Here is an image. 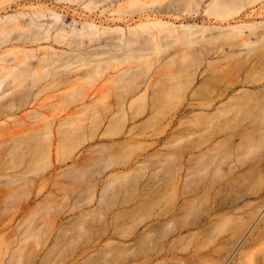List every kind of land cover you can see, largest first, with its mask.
<instances>
[{
	"label": "rangeland",
	"instance_id": "obj_1",
	"mask_svg": "<svg viewBox=\"0 0 264 264\" xmlns=\"http://www.w3.org/2000/svg\"><path fill=\"white\" fill-rule=\"evenodd\" d=\"M14 1L0 0V18L24 16L0 24V264H80L115 246L112 233L163 236L167 220L187 221L170 246L198 250L203 264H264V105L254 109L249 95L264 101V56L254 53L264 0H144L132 9L119 8L125 0ZM37 10L63 22L48 29L51 20H33ZM71 18L126 37L148 27L126 54L119 31L75 35L64 25ZM249 25L257 32L227 36ZM226 84L228 94L214 97ZM230 102L235 110L218 108ZM227 110L246 114L227 112L240 119L227 118L230 129L217 122L227 131L215 128L217 141L231 148L222 142V155L217 145L215 158L229 159L218 156L215 175L206 169L207 114ZM245 126L253 135L231 138Z\"/></svg>",
	"mask_w": 264,
	"mask_h": 264
},
{
	"label": "bare ground",
	"instance_id": "obj_2",
	"mask_svg": "<svg viewBox=\"0 0 264 264\" xmlns=\"http://www.w3.org/2000/svg\"><path fill=\"white\" fill-rule=\"evenodd\" d=\"M13 2H15L14 0H13ZM17 2V1H16ZM15 2V3H16ZM11 3V2H10ZM144 5H146V3L144 2V0H125V2L123 3V4H120L119 5V8H121V9H132V8H135V7H143ZM21 14H23V13H21ZM26 15V14H25ZM18 16H20V17H24V16H21L20 14L19 15H17V19H16V15H7V16H4V17H1L0 18V24H2V26L3 25H6V23L7 24H11V22L13 21V23H15V21L14 20H19L20 19V17H19V19H18ZM32 16H33V20L34 19H37L38 20V22H42V21H52L53 23L52 24H50V25H45L46 26V28H48V29H50V28H55V24H57V23H62L63 22V16L62 15H60V14H58V13H56V12H54V11H51V12H45V11H43V10H37V11H35L33 14H32ZM33 20H31V21H33ZM9 22V23H8ZM3 23H5V24H3ZM12 23V24H13ZM158 23H160V22H157L156 24H158ZM12 24H11V26H12ZM15 25V24H14ZM165 25H170L169 23H166ZM5 27V26H4ZM7 27V26H6ZM146 27H148V25L147 24H142V25H138L137 27H132V28H130L129 29V35L130 36H128V37H126V36H124V33L125 32H123V30L120 28V27H118V26H115V27H110V28H103V27H100V26H97L96 24H94V23H84V24H82V27L81 28H78V27H75V28H73V29H71V33H73V34H75V35H87V34H91V35H94V34H97V33H100V32H102V31H104V30H106V29H110V30H117V31H119L122 35V37L119 39V43H117V45H116V47L118 46V49H123V51H125L124 53H126V51L128 52V51H130L131 49H134L133 48V46L135 45V44H138L139 42H137V40L139 41V30H137V29H140V28H146ZM255 27H257V25H249V26H245V27H241V28H236V27H229L228 28V34H227V36H229V39H233V38H237L238 39V37L239 36H242L244 33H245V29H248V31L249 30H253V28L255 29ZM260 27V26H259ZM3 29V28H2ZM256 29H258V28H256ZM256 29H255V31H256ZM4 30H5V28H4ZM7 30V29H6ZM257 32V31H256ZM256 32H254V36L257 38V34H259V37L257 38V39H259L260 37L262 38H264V36H263V34H264V32H262V34L261 33H257L256 34ZM57 33H58V35H57ZM56 33V35H57V37H60V36H62V37H66L67 36V33H65V32H62V31H59V32H57ZM256 34V35H255ZM60 35V36H59ZM231 37V38H230ZM138 38V39H137ZM262 38V39H263ZM256 39V43L258 44V48L260 49L261 48V46L264 44H262L261 43V40L259 39V43H258V40ZM264 40V39H263ZM234 41V40H233ZM232 42V41H231ZM235 42V44H238L239 46H244V45H247L248 43L247 42H245L244 40H242V39H240L239 41H238V43L236 42V40L234 41ZM262 42H264V41H262ZM256 43H254V48H253V50L254 49H256L257 48V44ZM261 43V44H260ZM134 44V45H133ZM133 45V46H132ZM237 45V47H239ZM250 45V44H249ZM248 45V46H249ZM233 46H234V44H233ZM247 46V47H248ZM260 46V47H259ZM115 47V48H116ZM258 48H257V50H254V53H255V51H256V53L257 52H259V54H256V56H257V58L258 57H260V56H262V58H263V56H264V51L263 52H260V51H262V49H260V51H258ZM263 48V47H262ZM121 49H120V51H121ZM122 52V51H121ZM127 54V53H126ZM259 55V56H258ZM255 56V55H254ZM256 58V59H257ZM262 58H259V59H262ZM258 60V59H257ZM264 60V59H263ZM259 62V61H258ZM264 62V61H263ZM260 63H262L261 62V60H260V62H259V64ZM260 66H263V63L262 64H260ZM264 67V66H263ZM263 79L264 78H261V80L260 81H263ZM241 80V79H240ZM242 81H243V79H242ZM247 81V80H246ZM240 82V81H239ZM245 82V81H244ZM241 83H243V82H241ZM245 83H247V82H245ZM229 84H231L230 82H229ZM228 84H226V86H227ZM230 87H231V85H230ZM230 87L229 86H227L225 89H221V91L220 92H218L214 97H221V96H226L227 94H228V90H230ZM229 88V89H228ZM231 89H232V87H231ZM264 90V89H263ZM262 90V91H263ZM264 92V91H263ZM233 93V92H232ZM231 93V94H232ZM249 93V92H248ZM248 93H244L245 95H247L248 97H249V95L251 94L252 96H251V98H250V100H252V102L251 101H249L248 100V97H246L244 94V96L246 97V99H247V101H249V102H247L248 103V108L247 109H249L250 107H249V105L252 103V105L251 106H253V104H257V106L260 104V103H262L263 102V105H264V101L263 100H261L260 98V100H261V102H258L259 101V99H258V101L256 102V100H257V96H255V94H252V92H250L249 93V95H248ZM259 94V93H258ZM257 94V95H258ZM264 94V93H263ZM259 95H262V94H259ZM229 96V95H228ZM240 96V95H239ZM242 96V95H241ZM264 96V95H263ZM210 97H212L213 98V95L212 96H210ZM231 97V96H230ZM254 97H256V100L254 99H252V98H254ZM212 98H210V99H212ZM235 98V97H234ZM234 98H227V99H233L234 100ZM241 98V97H240ZM226 99V100H227ZM237 99H239L238 98V96H237ZM237 99H236V101H237ZM244 99V98H243ZM264 99V98H263ZM239 100H241L242 101V98L241 99H239ZM230 101H232V100H230ZM235 101V100H234ZM236 101H235V103H236ZM237 102H239L240 103V101H237ZM243 102V101H242ZM242 102L240 103V104H238V103H236V105H241L242 104ZM255 102V103H254ZM232 102H230L227 106H221V107H218V108H224V109H226V108H228V109H232V108H229V107H232V104L234 105V103H232ZM250 103V104H249ZM213 104V103H212ZM230 105V106H229ZM213 106V105H212ZM256 106V105H255ZM208 107H211L210 105H208ZM207 107V108H208ZM215 107V106H214ZM226 107V108H225ZM235 107V106H234ZM234 107H233V109H234ZM254 107V106H253ZM236 108V107H235ZM257 108V110H258V107H256ZM255 107H254V109H256ZM259 108H260V110H261V104H260V106H259ZM232 109V110H233ZM210 110V109H209ZM213 110V109H212ZM220 110V109H219ZM219 110H217V111H219ZM232 110H230V112L232 111ZM235 110V109H234ZM237 111L239 110V108H238V106H237V109H236ZM217 111H215L216 112V114H215V112H213V114H207V120H206V124H207V126H208V128H209V135H208V138H207V140H208V143H207V147H208V149H206V150H208V151H206L205 153L206 154H209V156H210V159H211V161L208 159V162L210 161V163H212V166H211V164L210 163H208L207 162V158H206V166H208L206 169H208L209 168V166L210 167H212V169H213V173L215 174V170L216 171H218V169L219 170H221L220 169V167L219 166H222V163L223 162H221L220 160H217V159H219V157L221 156L222 158H224L225 157V160H226V158L227 159H229V148H231L230 146H231V143L230 144H228V141L227 142H225V143H227L229 146V148H227V146H225V148H224V145L223 144H225L224 143V141L225 140H221V142L219 141H217L218 139H217V137L219 136V134H217L216 133V131H218V130H223V132H225L224 131V129L225 128H229V126L231 125V124H228L227 122H228V120L229 121H231L230 119H235L234 121H236V120H238L240 117L238 116L239 114H241L240 113V111H238L239 113H238V115L236 116V114L233 112V113H229L228 111L229 110H227V111H225L226 112V114H225V112H224V114H223V116H222V114H221V112L219 113L218 112V114H217ZM224 111V110H223ZM246 111V110H245ZM208 112V111H207ZM234 114L236 117H239V118H234V117H232V115H231V118H229L230 117V115L228 114ZM236 112V111H235ZM252 112L253 111H251V114H252ZM257 112V111H256ZM259 113H260V111H258ZM223 113V112H222ZM255 113V112H254ZM219 114H221V116L219 115ZM244 114H246V112L244 113ZM243 114V116L245 117V115ZM247 115H248V110H247ZM246 115V117H249V116H247ZM249 115H250V112H249ZM227 116V117H226ZM242 116V117H243ZM242 117L240 118V119H242ZM244 117H243V121H244ZM227 118H228V120H227ZM240 119H239V121H240ZM246 119V118H245ZM225 120H227V122L225 121ZM247 120H248V118H247ZM225 121V122H224ZM233 121V120H232ZM231 121V122H232ZM250 121V120H249ZM217 122H220V123H222V125H223V123L224 124H228L226 127L223 125V127H225V128H223V129H219L220 127H221V124L219 123V125H218V123ZM230 122V123H231ZM249 123V122H248ZM249 125L251 126V123H249ZM216 126H218L219 128L217 129V127ZM248 127V126H247ZM254 127V126H253ZM252 127V128H253ZM215 128H216V131H215ZM231 128V127H230ZM229 128V129H230ZM244 128V127H243ZM249 128V127H248ZM246 129V126H245V130L243 131L242 129H240L241 130V132H240V134H237V136H234L235 134L234 133H232V134H234L231 138L233 139V138H236V137H238L239 135H242L243 133L244 134H247V132L249 133V131H250V133L253 135V133H254V130L253 129H251V127L249 128V129ZM234 129V128H233ZM233 129H231V130H233ZM227 130V129H226ZM236 130V129H235ZM238 130V129H237ZM249 130V131H248ZM208 131V130H207ZM245 131H247V132H245ZM252 131H253V133H252ZM220 132H222V131H220ZM227 132V131H226ZM225 132V133H226ZM233 132V131H232ZM224 133V134H225ZM229 133V132H228ZM236 133V132H235ZM242 133V134H241ZM47 134H48V132H47ZM227 134V133H226ZM49 135V134H48ZM218 135V136H217ZM249 135V134H248ZM247 135V136H248ZM252 135H249V136H251L252 137ZM226 136V135H225ZM244 137L246 136V135H243ZM243 136H241L242 138H244ZM207 137V136H206ZM224 137V136H223ZM239 139H240V136L238 137ZM222 139V138H221ZM225 139H229L228 137L227 138H225ZM252 139H253V137H252ZM223 142V144L221 145V143ZM219 144V145H218ZM219 146V149L221 150L222 148L221 147H223V149H228L227 150V154L228 155H226V153H225V156H222L224 153H222L223 151L225 152V150H221V152L219 151V149H218V146ZM221 145V146H220ZM216 146H217V148H216ZM234 146H235V142H234ZM234 146L232 147V148H234ZM206 147V148H207ZM218 149V152L219 153H222V155L221 154H217V158H215L216 157V153H215V151ZM204 154V153H203ZM206 154H205V156H206ZM202 155V154H201ZM230 155H231V157H232V154L230 153ZM238 154H236V156H237ZM198 156V155H197ZM219 156V157H218ZM227 156V157H226ZM208 157V156H207ZM238 157V156H237ZM236 157V163L237 162H239L238 160V158ZM209 158V157H208ZM216 159V162L217 163H219V162H221V165H220V163H219V165L216 163V162H214L215 161V159ZM224 160V159H223ZM214 162V163H213ZM217 164V166H213V164ZM210 164V165H209ZM260 165V164H259ZM261 166V165H260ZM219 167V168H218ZM256 167H258V165L256 166ZM260 167H258V169H259ZM262 168V167H261ZM260 168V169H261ZM210 169V168H209ZM256 170V172L257 171H261V170ZM208 171V173L210 172H212V171H209V170H207ZM220 172V171H219ZM219 172H217V173H219ZM216 175V174H215ZM211 176V175H210ZM214 175H212L211 177H213ZM236 178V177H235ZM238 180H240V179H238ZM211 181V180H210ZM232 181V180H231ZM212 182L215 184V180L213 181L212 180ZM211 182V183H212ZM235 183V182H234ZM236 183H238V181L236 182ZM210 186V185H209ZM211 186H213V185H211ZM213 187H215V185L213 186ZM213 187H212V189H213ZM211 188V187H210ZM215 189V188H214ZM214 192H216V191H214ZM216 196H217V194H216ZM234 203V202H233ZM233 206V205H232ZM218 208V207H217ZM215 210H216V208H215ZM218 210V209H217ZM222 210V209H221ZM130 221V220H129ZM179 221V220H178ZM178 221H173V220H167V221H164L165 223H163V227H164V224L166 225V227H167V229H169L167 232H165V234L163 235V234H161V235H163V236H158V237H155V235H153V234H148L147 235V233H143V234H139V233H134V234H130V235H128L129 233H126L127 235H120V234H118V233H116V232H114V234L112 233V236L111 237H114L115 239L117 238L118 239V242L115 244V246H112V247H109V246H107V247H103V248H97V249H95V251L94 252H92L91 253V255L90 256H88L87 258H88V260H85V261H82L80 264H185V263H191V262H193V263H195V264H201V262H202V264L204 263L203 261H204V256H205V254H203V253H201V252H199L198 250L197 251H192V252H190V250H185V252H184V249H181L180 251L179 250H177V248L176 249H174V247H172V246H170L171 244H170V242H171V240H170V236H171V234H175L176 232L178 233V232H180V229H181V231H183L182 229H184V227L186 226L185 224H186V222L185 221H183V222H185L184 224H181L180 223V225H182V226H184V227H182V228H179L180 226H178V224L179 223H176V222H178ZM133 222V221H132ZM174 222V223H173ZM180 222V221H179ZM192 222V221H191ZM120 223V222H119ZM135 224V223H134ZM159 224H161V223H159ZM173 224V225H172ZM189 224H190V221H189ZM194 223L192 222L191 223V225L190 226H194L193 225ZM197 224V223H196ZM125 225V224H124ZM137 225V224H136ZM136 225H135V227H136ZM162 225V224H161ZM174 225H175V227L176 226H178V228H174ZM188 225V224H187ZM160 226V225H159ZM171 226V227H170ZM172 226H173V228H172ZM133 227H134V225H133ZM134 227V228H135ZM187 227V226H186ZM196 227V226H195ZM160 228H161V226H160ZM159 228V229H160ZM188 228H189V226H188ZM153 229H156V228H153ZM158 229V228H157ZM163 229H165V227L163 228ZM166 229V230H167ZM134 230V229H133ZM149 230V229H148ZM187 230V229H186ZM189 230V229H188ZM150 231V230H149ZM157 231H159V230H157ZM136 232V231H135ZM155 232V231H154ZM162 232V231H161ZM185 232V231H184ZM160 233V232H159ZM163 233V232H162ZM122 234V233H121ZM179 234V233H178ZM197 236V235H196ZM100 238V237H99ZM173 241V240H172ZM128 242H133V245H134V247H133V245L132 246H130V243H129V246L127 245H124L125 243H128ZM135 246H137V248H135ZM182 250H183V252H182ZM89 252V251H88ZM84 258V257H83ZM82 258V259H83ZM86 258V257H85ZM225 264V263H224Z\"/></svg>",
	"mask_w": 264,
	"mask_h": 264
},
{
	"label": "built area",
	"instance_id": "obj_3",
	"mask_svg": "<svg viewBox=\"0 0 264 264\" xmlns=\"http://www.w3.org/2000/svg\"><path fill=\"white\" fill-rule=\"evenodd\" d=\"M78 23L79 22L76 21V19H72V18L70 19V21H66V19L64 21L65 28L68 30L78 27L79 26Z\"/></svg>",
	"mask_w": 264,
	"mask_h": 264
}]
</instances>
